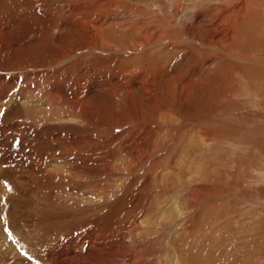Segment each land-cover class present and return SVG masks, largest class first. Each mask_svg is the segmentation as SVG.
Returning <instances> with one entry per match:
<instances>
[{
  "label": "rangeland",
  "instance_id": "1",
  "mask_svg": "<svg viewBox=\"0 0 264 264\" xmlns=\"http://www.w3.org/2000/svg\"><path fill=\"white\" fill-rule=\"evenodd\" d=\"M53 1L38 0L7 38L39 34L45 50L0 54V233L25 243L27 264H55L51 252L90 243V264H264V0H248L253 16L239 31L227 17L244 0ZM83 2L75 23L106 26L117 54L78 49L60 64L55 48L53 63L36 9L62 7L60 40L76 42L63 13ZM138 32L161 42L136 47ZM23 59L39 67L24 73ZM82 85L97 90L94 109L80 113L70 101ZM66 257L58 263L77 264Z\"/></svg>",
  "mask_w": 264,
  "mask_h": 264
},
{
  "label": "bare ground",
  "instance_id": "2",
  "mask_svg": "<svg viewBox=\"0 0 264 264\" xmlns=\"http://www.w3.org/2000/svg\"><path fill=\"white\" fill-rule=\"evenodd\" d=\"M41 1V0H40ZM61 1V0H60ZM75 1V0H74ZM90 1V0H89ZM118 1V0H117ZM245 2L243 3V5L240 7V8H238V12H237V15L238 16H236L234 19H232L233 17H231L230 16V14H229V16L227 17V18H230V21L232 22L233 21V24L235 25H232V23H230L231 25H232V27L234 26L235 27V29H236V31H239V28H240V24H241V22H242V20L244 21L245 19L248 21V19L251 17V16H253L251 13H253V12H251L250 13V11H249V8L247 9V7H249V1L248 0H244ZM45 2V1H44ZM50 2V1H49ZM62 2V1H61ZM119 2V1H118ZM117 2V3H118ZM53 3L54 4H56V5H58V3H59V1H57V0H55V1H53ZM74 3V2H73ZM81 3V2H80ZM89 3V2H88ZM87 2H83L82 3V5L78 8V7H72V10H73V12H72V14L70 13V11H65V13H63L64 14V17L66 18V21H65V23H63L64 24V27L65 26H70V27H72V25H74L75 24V27H77L76 29H78L79 31H80V37H79V39L75 42V39H71V38H69L67 41H66V39H62V40H60V38L62 37V33L61 32H64V28H62V25L60 24L61 23V19H60V17H61V14H62V11L60 10L61 8H58V7H56V5H54L53 6V8H51V10H48L49 12H47L46 10L44 11V12H42L41 11V13H40V10H38V9H36L35 11H36V14H37V17H38V19L40 18V16L39 15H43V17L47 20V22H48V25H47V32H48V34H50V36H49V41H48V43L47 44H45V47H47V45L50 43V49H51V52H54V53H56L55 51H54V49L56 48L57 50H60V48H61V55H62V59H60V64H61V62L63 63V64H65L64 62H68L69 60H71L74 56H75V54H76V52L77 51H79V50H97L98 49V51L99 50H101V51H106V52H112V53H114L115 52V50L110 46V44H109V41H107V38L105 37L106 35V33H104V31H103V28H105V27H103V25H98V26H96L95 27V25H94V28L96 29V31L95 32H91V31H88V30H86V29H81L80 27V25H81V23L82 22H78V23H75V20H77V19H73V17L72 16H74L75 15V10H86L87 9V11L89 10V4H88ZM49 4V3H48ZM112 4V3H111ZM110 4V5H111ZM39 2H38V0H0V54H3V55H8V54H10L11 53V50L14 48V50H15V46H21L22 48L25 46V45H30V44H32L33 43V45L35 46V49H36V52L37 53H41V51H43V49H44V44H42V37H40L39 36V34H38V36H36V37H33L32 39H30V40H26V41H14V40H12L11 41V39L10 40H8L7 38H9L8 36L10 35V34H12V33H10V32H12V30H18V28L20 27L19 26V24H23V22H22V20H24L25 18H27L26 16H27V14L29 13V9H31V7L32 8H34L35 9V7H39ZM50 5V4H49ZM118 5V4H117ZM120 5V4H119ZM175 5V4H174ZM46 6H47V4H46ZM60 6V5H59ZM71 6H72V4H71ZM103 6V5H102ZM11 7H13V9H11V11L9 10V8H11ZM51 7V6H50ZM49 7V8H50ZM109 7V6H108ZM111 7H112V5H111ZM40 8H41V6H40ZM48 8V9H49ZM98 8H100V7H98ZM122 8V7H121ZM133 8V7H132ZM210 8V7H209ZM256 7H254V9H255ZM5 9H8V11H7V13L5 12V13H2L1 11L2 10H5ZM42 9V8H41ZM45 9V8H44ZM63 10V9H62ZM174 10V9H173ZM39 11V12H38ZM79 12V11H78ZM85 12V11H84ZM255 12V11H254ZM86 14V13H85ZM95 15H96V13H95ZM181 15V14H180ZM248 15H250L249 16V18H246L245 16H248ZM98 16V15H97ZM96 16V17H97ZM139 16V15H138ZM198 16H199V14H198ZM78 17V16H77ZM256 17V16H255ZM29 18H30V16H29ZM42 18V17H41ZM83 18V17H82ZM184 18V17H183ZM93 19V18H92ZM97 19V18H96ZM169 19V18H168ZM167 19V20H168ZM197 19V18H196ZM254 19V18H253ZM30 20V19H29ZM74 20V21H73ZM94 20V19H93ZM92 20V21H93ZM163 20V19H162ZM170 20V19H169ZM30 21H32V20H30ZM103 21V20H102ZM101 21V22H102ZM160 21V20H159ZM158 21V22H159ZM33 22V21H32ZM89 22V21H88ZM94 22V21H93ZM92 22V23H93ZM122 22V21H121ZM146 22V21H145ZM144 22V23H145ZM153 22V21H152ZM158 22H156V23H158ZM186 22V24H187V21H185ZM196 22V21H195ZM19 23V24H18ZM33 23H35V22H33ZM40 23V22H39ZM85 23V22H84ZM100 23V22H99ZM119 23V22H118ZM143 23V24H144ZM148 23V22H147ZM151 23V22H150ZM149 23V24H150ZM164 23V22H163ZM172 23V22H171ZM243 23V22H242ZM43 24H45V22L43 23ZM80 24V25H79ZM89 24V23H88ZM110 24V23H109ZM109 24H108V26H109ZM146 24V23H145ZM190 24H192V23H190ZM257 24V23H256ZM41 25V24H40ZM61 25V26H60ZM84 25V24H83ZM93 25V24H92ZM121 25V24H120ZM152 25V24H151ZM195 25V24H194ZM34 26V25H33ZM86 26V25H85ZM115 26V25H114ZM113 26V27H114ZM129 26V25H128ZM154 26V25H153ZM152 26V27H153ZM156 26H158V25H156ZM187 26V25H186ZM189 26H191V25H189ZM110 27V26H109ZM116 27V26H115ZM122 27V26H121ZM124 27V26H123ZM132 27V26H131ZM130 27V28H131ZM145 26H143V29L144 30H146L145 28H144ZM160 27V26H159ZM188 27V26H187ZM192 27V26H191ZM233 27V28H234ZM35 28V27H34ZM39 28V27H38ZM91 28V27H90ZM194 28H196V25H195V27ZM248 28H249V26H248ZM254 28V27H253ZM256 28H257V26H256ZM256 28H254V29H256ZM73 29V28H72ZM126 29V28H125ZM128 29V28H127ZM231 29V28H230ZM68 30V29H67ZM124 30V29H123ZM133 30V29H132ZM152 30V29H151ZM20 31V30H19ZM107 31V30H106ZM125 31H127V30H125ZM135 31V30H134ZM143 31V30H142ZM230 31V30H229ZM14 32V31H13ZM20 32H22V31H20ZM19 32V33H20ZM44 32H45V30H44ZM46 32V33H47ZM112 32V31H111ZM124 32V31H123ZM129 32V31H128ZM147 32V31H146ZM216 32V31H215ZM18 33V32H17ZM71 33V32H70ZM110 33V32H109ZM108 33V34H109ZM135 33V32H134ZM133 33V34H134ZM143 33V32H142ZM159 32H157L156 34H154L153 35V33H151L152 35H145V33H144V37H142L141 36V34L138 32V34H135L134 36H135V38H136V40L135 41H133L132 43H133V45L134 46H136V47H138V45L140 44L141 45V47H148V46H150V45H152V44H155V43H158V42H161V40H160V38H159V36L161 35V34H158ZM233 33V32H232ZM14 34V33H13ZM16 34V33H15ZM36 34V35H37ZM73 35H74V33H72ZM107 34V35H108ZM111 34V33H110ZM118 34V33H117ZM251 34V33H250ZM31 35H33V34H31ZM44 35V34H43ZM65 35H66V33H65ZM111 36V35H110ZM131 36V35H130ZM162 36V35H161ZM25 36H23V38H24ZM44 37V36H43ZM111 37H113V36H111ZM121 37V36H120ZM234 37H235V34L233 33V35L230 37V40L231 39H233L234 40ZM18 38V37H17ZM20 38V37H19ZM18 38V39H19ZM114 38V37H113ZM141 39L140 40V43H138V39ZM195 38V37H194ZM17 40V39H16ZM24 40V39H23ZM110 40V39H109ZM230 40H229V45L231 46L232 45V43L230 42ZM114 41H116L115 40V38H114ZM44 42H45V40H44ZM232 42H234V41H232ZM60 43V44H59ZM111 43V42H110ZM113 44V43H112ZM126 45V44H125ZM222 45V44H221ZM228 45V46H229ZM62 46H63V49H62ZM73 46H75V50L73 49ZM116 46V45H115ZM130 46V45H129ZM229 46V47H230ZM33 48V47H32ZM123 48V47H122ZM17 49H19V48H17ZM27 49V48H26ZM34 49V50H35ZM79 49V50H78ZM20 50V49H19ZM45 50V49H44ZM26 51V50H25ZM118 51V50H117ZM126 51V50H125ZM15 52V51H14ZM85 52V51H84ZM13 53V52H12ZM22 53V52H21ZM24 53V52H23ZM78 53V52H77ZM105 53V52H104ZM26 54V53H25ZM36 54V53H35ZM114 54H117V53H114ZM23 55V54H22ZM42 55V54H41ZM41 55H39V56H41ZM57 53L56 54H54V60H53V63H55V62H57ZM27 57V56H26ZM25 58V57H24ZM40 58H42V57H40ZM38 59V58H37ZM52 59V58H51ZM24 60V59H23ZM30 60V59H29ZM120 61V60H119ZM70 63V62H69ZM120 63H121V61H120ZM218 64V63H217ZM22 67H24V73L27 71V70H32V69H37L38 67L37 66H34V67H31V66H29L28 65V63L26 62V60H24V61H22ZM73 65V64H72ZM76 65V64H75ZM102 65V64H101ZM2 66V65H1ZM64 66H66V65H64ZM8 67V66H7ZM17 67V66H16ZM51 67H53V66H51ZM68 68H69V66H67ZM250 67V66H249ZM157 68V67H156ZM5 69V68H4ZM3 69V70H4ZM20 69L21 70H23V68H19V70L18 71H20ZM45 69H47V68H45ZM44 69V70H45ZM71 69V68H70ZM150 69H151V67H150ZM166 69V68H165ZM1 70V69H0ZM38 70H41V69H38ZM8 71V70H7ZM36 71V70H35ZM73 71V70H72ZM84 71V70H83ZM110 71V70H109ZM142 71V70H141ZM163 71V70H162ZM210 71H211V69H210ZM41 72V71H40ZM128 71L124 68V67H122V68H120V73L121 74H125L126 75V73H127ZM208 73L207 74H209V71H207ZM5 73V72H4ZM21 73V72H20ZM211 73V72H210ZM1 74H3V71H0V75ZM36 74V73H35ZM43 74V73H42ZM128 74V73H127ZM140 75H147V78L149 79L150 77H155V75L157 74V70H156V72H149L147 69L145 70V73L144 72H141V73H139ZM4 75V74H3ZM122 75V76H123ZM182 75V74H181ZM191 75V74H190ZM212 75V74H211ZM39 76H41V75H39ZM143 77V79L145 80L146 79V77ZM158 76V75H157ZM180 76V75H179ZM199 76V75H198ZM203 76V75H202ZM70 77V76H69ZM90 77V76H89ZM138 77V76H137ZM161 77H162V75H161ZM194 77V76H193ZM206 77V76H205ZM4 78H7V77H4ZM186 78V77H185ZM2 79V78H1ZM53 79H57V76H54V78ZM78 79H79V77H78ZM114 79V78H113ZM152 79H154V78H152ZM210 79V78H209ZM147 80V79H146ZM162 80V79H161ZM198 80V79H197ZM207 80V79H206ZM84 81V80H83ZM160 81V80H159ZM188 81H190V80H188ZM196 81V80H195ZM1 82V81H0ZM126 82H128V81H126ZM134 82V81H133ZM149 82V81H148ZM147 82V83H148ZM179 82V81H178ZM181 82V81H180ZM187 82V81H186ZM208 82V81H207ZM210 82V81H209ZM81 83V82H80ZM79 83V84H80ZM121 83V82H120ZM136 83V82H135ZM145 83V82H144ZM143 83V84H144ZM185 83V82H184ZM194 83V79H193V82L191 83V84H193ZM1 84V83H0ZM111 84V83H110ZM191 84H189L190 86H191V89H192V85ZM97 85V84H96ZM130 85V86H129ZM129 85H127L128 87H127V91H129V92H131V90H133L134 89V86L133 85H131V83L129 84ZM142 85V84H141ZM196 85H197V83H196ZM196 85H193V87L195 86V88L197 87ZM77 86V85H76ZM80 86V85H79ZM121 86V85H120ZM126 86V85H125ZM180 86V85H179ZM81 87H84L82 90H81ZM80 87V90H79V93H80V95L78 94V93H76V94H74L75 96H74V100H72V101H70L74 106H75V104H77V106H76V111L75 112H78V111H80V113L83 111V112H85L88 108H93L91 105H93L92 103V100H93V93H94V90H97V89H94V88H96V86H90L89 85V87L87 88V87H85V85H82ZM139 87H141L140 86V84H139ZM138 87V88H139ZM126 88V87H125ZM187 88H188V86H187ZM1 89V88H0ZM147 89V88H146ZM176 89V88H175ZM54 90V89H53ZM75 90V89H74ZM136 90V89H135ZM126 91V92H127ZM0 92H2L3 93V96L2 97H0V98H3V99H5L6 97H5V93H7L6 92V87H5V89L4 88H2V91H0ZM5 92V93H4ZM54 92V91H53ZM105 92V91H104ZM125 92V93H126ZM176 92V91H175ZM197 92V91H196ZM9 93V92H8ZM52 93V92H51ZM65 93V92H64ZM123 93V92H122ZM128 93V92H127ZM152 93V92H151ZM154 93V92H153ZM131 94V93H130ZM37 96V95H36ZM64 96V94H63V92L61 91V90H58V89H55V98L56 99H58V98H62ZM114 96V95H113ZM8 97V96H7ZM67 97V96H66ZM88 98V99H87ZM110 98H111V96H110ZM123 98H125V97H122V100H123ZM85 99H87V101H85ZM115 99V98H114ZM118 99V98H117ZM119 99H120V97H119ZM118 99V100H119ZM158 100V99H157ZM1 102V101H0ZM8 102V101H7ZM58 102V101H57ZM63 102V101H62ZM67 102V101H66ZM116 104H119L118 105V109H122V107H124V106H122V104L120 103V102H116V101H114ZM123 102H124V100H123ZM152 102H154L153 104H155V99H153L152 100ZM171 102V101H170ZM2 104H4L5 105V100H4V103H2ZM9 105V104H8ZM18 105V104H17ZM58 105V104H57ZM167 105V104H166ZM70 106H72V105H70ZM156 106H158V107H160L159 109H161V108H166L164 105V107L162 106V104H157ZM18 107V106H17ZM20 107V106H19ZM138 107L140 108V109H143L144 108V106H143V104H139L138 105ZM153 107V106H152ZM168 107V106H167ZM172 107V106H171ZM12 108V107H11ZM72 108H74V107H71V109ZM96 108V107H95ZM37 109V108H36ZM36 109H34V110H36ZM78 109V110H77ZM80 109V110H79ZM94 109V108H93ZM170 109V108H169ZM82 110V111H81ZM116 110V109H115ZM17 111V110H16ZM92 111V110H91ZM90 111V112H91ZM143 111H144V109H143ZM162 111V110H161ZM170 111V110H169ZM35 112V111H34ZM82 112V113H83ZM89 112V113H90ZM95 112H96V110H95ZM7 113V112H6ZM36 113H37V111H36ZM92 113V112H91ZM143 113V112H142ZM160 113V112H159ZM172 113V112H171ZM165 114V113H164ZM136 118V117H135ZM7 119V118H6ZM131 119V118H130ZM129 119V120H130ZM132 120H133V118H132ZM13 121V120H12ZM117 121V120H116ZM140 122V121H139ZM132 123H133V121H132ZM136 123V122H135ZM19 127V126H18ZM152 137V136H151ZM136 139V138H135ZM74 142V141H73ZM152 145V144H151ZM106 156V155H105ZM68 158V157H67ZM108 163V162H107ZM103 164V163H102ZM109 164V163H108ZM43 226V225H42ZM1 232V231H0ZM94 240V239H93ZM14 242H16V241H14V240H10V238H8V237H5L4 235H2L1 233H0V259H3V260H5V262H7V263H5V264H27V255H25V254H23V252H24V250L26 249V247H24V245H25V243H24V245L22 244V242H20V243H14ZM89 243H90V241H89ZM93 243V242H92ZM94 244V243H93ZM93 244H89V248H87V249H80V250H75V251H71V252H66V253H56V252H51L50 253V260H51V262L52 263H55V264H59L58 262H62L63 260H65V257L67 256L68 257V259H69V261L71 262V261H77V264L78 263H80V262H82V263H88L89 262V264L91 263L90 261H92V260H95V259H93V258H91L90 257V253L91 252H93V251H91V248H90V246H96V245H93ZM99 245V244H98ZM104 246H106V245H104ZM118 246V245H117ZM101 247V246H100ZM7 248V249H6ZM13 250H19L20 252H19V254H15V253H13ZM73 250V249H72ZM56 251V250H55ZM18 253V252H17ZM58 255V256H57ZM104 255V254H103ZM132 256H134V257H131L130 259L133 261V263H136L137 262V259H136V257L137 256H135L134 254H131ZM17 257V258H16ZM61 258V260H59L60 258ZM66 257V258H67ZM99 257V256H98ZM100 258H101V256H100ZM97 259V258H96ZM102 259V258H101ZM97 260H99V259H97ZM111 262V261H110ZM81 263V264H82ZM105 263H107V262H105ZM145 264V263H144Z\"/></svg>",
  "mask_w": 264,
  "mask_h": 264
}]
</instances>
